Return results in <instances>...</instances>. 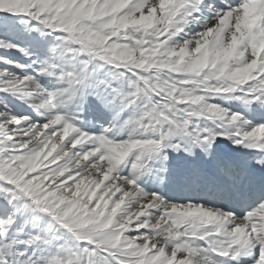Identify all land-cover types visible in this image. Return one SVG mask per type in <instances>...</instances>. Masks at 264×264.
<instances>
[{"label": "snow or ice", "instance_id": "1", "mask_svg": "<svg viewBox=\"0 0 264 264\" xmlns=\"http://www.w3.org/2000/svg\"><path fill=\"white\" fill-rule=\"evenodd\" d=\"M0 264H264V0H0Z\"/></svg>", "mask_w": 264, "mask_h": 264}]
</instances>
